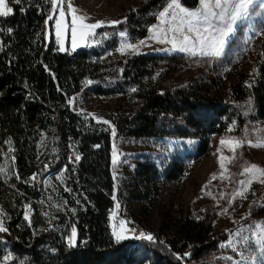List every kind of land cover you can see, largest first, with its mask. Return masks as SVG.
<instances>
[{"label": "trees", "instance_id": "trees-1", "mask_svg": "<svg viewBox=\"0 0 264 264\" xmlns=\"http://www.w3.org/2000/svg\"><path fill=\"white\" fill-rule=\"evenodd\" d=\"M168 1L144 0L122 23L101 27L109 37L100 44L74 51H61L48 29L49 0L9 3L13 12L0 17V207L7 229L0 261L7 243L21 264H232L218 256L228 233L215 232L209 214L163 211L152 240H117L110 226L115 198L127 218L138 204L136 223L144 227L164 184L184 174L188 159L210 153L212 135L239 136L264 121V25L250 69L215 93L214 76L177 85L157 79L160 63L176 64L179 54L141 52L105 63L121 32L130 41L146 37ZM78 94L124 98L109 115L116 134L142 140L149 152H170L167 140L175 139V150L139 155L117 182L112 132L75 110L70 99Z\"/></svg>", "mask_w": 264, "mask_h": 264}, {"label": "rangeland", "instance_id": "rangeland-1", "mask_svg": "<svg viewBox=\"0 0 264 264\" xmlns=\"http://www.w3.org/2000/svg\"><path fill=\"white\" fill-rule=\"evenodd\" d=\"M143 1L64 0V3L59 4L55 11L51 9L49 15L53 18L49 22L48 29L53 32L59 49L62 44L63 51L97 46L109 37V33L101 30V27L112 25L111 21L122 20L128 10ZM68 2H71L73 8L77 10V15L87 17L85 23L94 24L103 21V25L92 30L90 35H84L87 30L78 29L73 38L70 29L72 14L67 7ZM169 3L170 1L164 5L161 11ZM8 6L11 7L10 4ZM182 6L196 9L199 7V1L195 7L183 4ZM61 7L65 12V22L69 24L62 39L57 36L56 29V20L59 18ZM214 10L219 11L218 9ZM176 23L172 22L171 16L160 17L158 14L157 21L150 26L147 36L137 41H130L127 33L123 31L125 35H120L119 44L110 51L105 63L126 54L141 52L179 54L180 59L176 64L162 61L158 66L157 79L161 83L168 82L177 85L214 76L218 80V86L213 90V93L223 90L236 82L235 73L237 71H247L251 67L254 60L253 45L259 41L262 25H264V0H254L253 4L249 6V14L237 20L233 25V32L225 39L219 55H203L201 47L195 42V39V47L183 45L181 43L182 35L169 30L174 29ZM184 31L193 38L195 37L194 33H187L186 27ZM158 33L159 36H157ZM218 36L219 33H212L209 40ZM127 45H133V47L128 48ZM182 47L185 50H180ZM204 50L211 51L209 48ZM70 103L78 112L85 116H92L110 128L112 132V171L117 182L121 175L128 173L135 166L139 155L148 153L150 157L154 158V154H171L175 150L178 142L175 139L167 140L170 152L167 149L149 152L151 149L142 140L117 135L109 115L125 104V99L118 95L78 94L71 97ZM221 140H236L240 142L241 146L232 151V146L222 144ZM260 143H264V121L248 124L244 133L239 136L212 135L210 153L193 160L188 159V168L184 174L180 178L164 184L151 214L145 218L144 227L136 223L137 218L139 219L138 204L132 205L131 212L134 216L127 218L123 215L120 202L117 198L114 199L109 212L113 235L114 232L119 233L125 237L119 240H124L152 234L160 228L163 211H168L172 215L177 209H181L185 214L196 216L209 214L214 219L215 232L228 233V239L221 243L222 250L218 256L231 257L232 264H255L251 260H242V255L250 256L255 253L245 251L247 242L242 241L241 237L248 236L252 242L256 241L261 229L256 228L255 224L264 221V207H261L264 204V183L261 182L264 181V175L256 170L245 172V168L252 164L264 169V147L254 146ZM4 170L5 168L2 169V171ZM241 181L245 183L241 184ZM246 187L247 190H245ZM241 192L243 195H238ZM26 206V214L29 216V206ZM122 220L126 222L123 227L120 224ZM0 222L5 225V220L3 221L1 217ZM136 229L140 230L141 236L138 235ZM253 232L256 235H253ZM114 237L117 239L116 235ZM2 247L6 250V254L0 264H21L20 261L14 260V254L9 244L3 243ZM256 251H260L258 246ZM219 261L221 262V258Z\"/></svg>", "mask_w": 264, "mask_h": 264}, {"label": "snow or ice", "instance_id": "snow-or-ice-1", "mask_svg": "<svg viewBox=\"0 0 264 264\" xmlns=\"http://www.w3.org/2000/svg\"><path fill=\"white\" fill-rule=\"evenodd\" d=\"M21 2L22 0H0V17H7L13 12V9L8 6L9 3L20 4ZM49 2L52 5L53 11H55L59 4L64 3V0H49ZM253 2L254 0H199L198 8L188 9L182 6L181 0H170V3L163 11L159 13V16H171L172 22H177L175 28L169 30L175 31L182 35L183 39L181 43L183 45H191L192 47H195L196 43H198L201 47L203 55H219L221 47L225 43V39L233 32V25L242 16L249 14V6L252 5ZM67 7L72 14L70 29L73 38L75 37L78 29L87 30L84 32V35H90L92 30L101 27L104 23L103 21H98L94 24L85 23L87 17L85 15H77V10L73 8L71 2H68ZM214 9H218L219 11H215ZM21 11H23V9H21ZM64 17L65 12L61 7L59 9V18L56 20L57 36L61 39L63 38L65 31L69 28V24L65 22ZM52 18L53 17L49 15L48 19L51 20ZM110 23L117 24L122 23V21H111ZM185 27L187 28V33L195 34L194 38L193 36L185 33ZM9 31H11V29H9ZM161 32H163V30H161ZM206 33L208 35H205ZM212 33H219V36L209 40V36L212 35ZM120 35L124 36L125 33L121 32ZM157 36H159V33ZM194 39L196 43H194ZM126 47L132 48L133 45H127ZM205 48H209L211 51H205ZM60 50H64L62 44ZM180 50L183 51L185 48L182 47ZM105 123H107V121H105ZM221 143L231 145L232 151H235L237 147L241 146L240 142L236 140H221ZM254 146L264 147V143L256 144ZM76 158L78 160L79 156ZM252 170H256L260 172L261 175H264V169H261L258 165L252 164L245 168V172H251ZM261 182L264 183V181ZM244 183V181H241V184ZM248 183L250 184L251 181L249 180ZM245 190H247V187ZM238 195H243V193H238ZM261 207H264V204H262ZM25 218L27 219V216ZM125 223L126 222L123 220L120 221L122 227ZM255 227L261 229L259 238L256 241L252 242L251 238L248 236L241 237L242 241L247 242V248L245 251L255 253V255H242L241 258L245 261H254L255 264H264V221L256 222ZM5 231H7V229L3 226V223L0 222V232ZM114 235H116L118 240L125 238L116 232H114ZM253 235H256V233L253 232ZM76 236V229L73 227L72 235L69 239V242L72 246L76 245ZM146 238L148 240L153 239L151 234H148ZM257 246L259 247L260 251H256ZM189 255L190 253H185V256Z\"/></svg>", "mask_w": 264, "mask_h": 264}, {"label": "built area", "instance_id": "built-area-1", "mask_svg": "<svg viewBox=\"0 0 264 264\" xmlns=\"http://www.w3.org/2000/svg\"><path fill=\"white\" fill-rule=\"evenodd\" d=\"M77 155H75V154H73V153H70V155H69V160L71 161V162H77ZM45 211L47 212L48 211V208H46L45 209ZM0 217H1V219L4 221L5 220V213H4V211L1 209V207H0ZM5 228H6V226L5 225H3ZM137 231V233H138V235L139 236H141V232H140V230H138V229H136ZM134 232H135V230H134Z\"/></svg>", "mask_w": 264, "mask_h": 264}]
</instances>
